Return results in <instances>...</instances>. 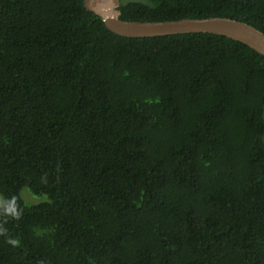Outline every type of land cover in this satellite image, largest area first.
<instances>
[{
	"label": "trees",
	"instance_id": "1",
	"mask_svg": "<svg viewBox=\"0 0 264 264\" xmlns=\"http://www.w3.org/2000/svg\"><path fill=\"white\" fill-rule=\"evenodd\" d=\"M119 7L264 33V0ZM0 195V264H264V56L120 36L83 0H0Z\"/></svg>",
	"mask_w": 264,
	"mask_h": 264
},
{
	"label": "water",
	"instance_id": "2",
	"mask_svg": "<svg viewBox=\"0 0 264 264\" xmlns=\"http://www.w3.org/2000/svg\"><path fill=\"white\" fill-rule=\"evenodd\" d=\"M84 7L99 16L111 32L125 37H153L176 33H213L239 41L264 56V33L230 17L182 18L137 21L120 18V0H83Z\"/></svg>",
	"mask_w": 264,
	"mask_h": 264
},
{
	"label": "rangeland",
	"instance_id": "3",
	"mask_svg": "<svg viewBox=\"0 0 264 264\" xmlns=\"http://www.w3.org/2000/svg\"><path fill=\"white\" fill-rule=\"evenodd\" d=\"M20 197L22 198L24 203L27 204V205L36 204L38 202L44 201L45 198H46L43 195H34V194H32L29 191V189L26 188V187L22 188V190L20 191ZM0 200H1V195H0Z\"/></svg>",
	"mask_w": 264,
	"mask_h": 264
},
{
	"label": "clouds",
	"instance_id": "4",
	"mask_svg": "<svg viewBox=\"0 0 264 264\" xmlns=\"http://www.w3.org/2000/svg\"><path fill=\"white\" fill-rule=\"evenodd\" d=\"M14 203H15V201H14V198H13L12 201H9V202L7 203L6 211L11 212L12 214H16V213H15V209H14Z\"/></svg>",
	"mask_w": 264,
	"mask_h": 264
}]
</instances>
